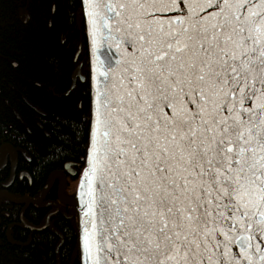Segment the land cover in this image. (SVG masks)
Segmentation results:
<instances>
[{
  "label": "snow or ice",
  "instance_id": "obj_1",
  "mask_svg": "<svg viewBox=\"0 0 264 264\" xmlns=\"http://www.w3.org/2000/svg\"><path fill=\"white\" fill-rule=\"evenodd\" d=\"M81 7V264H264V0Z\"/></svg>",
  "mask_w": 264,
  "mask_h": 264
},
{
  "label": "trees",
  "instance_id": "obj_2",
  "mask_svg": "<svg viewBox=\"0 0 264 264\" xmlns=\"http://www.w3.org/2000/svg\"><path fill=\"white\" fill-rule=\"evenodd\" d=\"M85 26L81 0H0V146L17 151L16 175L5 187L10 196L0 197V264H81L82 208L60 203L57 183L37 200L67 162L79 173L86 165ZM8 175L0 172V191ZM20 197L29 198L13 200ZM48 214L43 229L24 225L41 226Z\"/></svg>",
  "mask_w": 264,
  "mask_h": 264
},
{
  "label": "flooded vegetation",
  "instance_id": "obj_3",
  "mask_svg": "<svg viewBox=\"0 0 264 264\" xmlns=\"http://www.w3.org/2000/svg\"><path fill=\"white\" fill-rule=\"evenodd\" d=\"M3 145H8V146H10V147H12L11 145H9L8 143H3L1 146H0V148L3 146ZM14 150H15V148L14 147H12ZM15 152H16V156H17V151L15 150ZM0 157H1V155H0ZM6 160H5V164H4V166L0 169V172H2V171H4V172H6V170H8L9 171V175H8V178L6 179V181L3 183V189L0 191V197H2V195H7L8 197L10 196V194L6 191V189H5V187H9L10 186V184L13 182V180H14V177H15V175H16V164H15V170H14V176H13V178H12V180L11 181H9V178H10V175H11V152L9 151V150H7L6 151ZM17 160V159H16ZM67 163H69V162H67ZM70 164V163H69ZM65 166V165H64ZM70 167H71V165H70ZM72 168V167H71ZM75 169V168H74ZM60 170H64V168L63 169H60ZM60 170H58V171H60ZM76 170V169H75ZM58 171H55L52 175H51V177H50V180H49V182L47 183V185H46V187H44V189H43V191H42V194H41V196L38 198V200L37 201H39V202H43V200H44V197H45V193H46V191H47V189L49 188V187H51L52 185H54L55 183H57L58 184V186H59V189L61 188V186H62V183H63V180H64V182H65V186H64V188L62 189V193H61V196H62V198L65 200V201H68V200H66V194L68 195L69 194V192H68V187H69V185L71 184V181L72 180H74V179H76L78 176H79V172H77V174H78V176L76 177V178H73L72 176H70L67 172H65L64 174H65V176H64V179H63V177L60 175V174H58L57 172ZM23 173L20 171L19 173H17V177H19V178H21V177H23ZM54 176V180H53V183L50 185V186H48V184L50 183V181H51V179H52V177ZM59 189H58V192H59ZM64 193V194H63ZM57 197H58V201L60 202V203H62V204H64V205H68V206H70V205H72V204H68V203H66L65 201H63V200H60L59 199V194H57ZM29 197H20V198H17V199H13V200H15V201H17V202H20V203H23V202H25L27 199H28ZM51 213V212H50ZM49 213V214H50ZM49 214L47 215V217H46V220H47V225H48V217H49ZM46 220H45V222H44V224L43 225H41V226H31V225H28V224H25L24 223V225H26V226H30V227H33V228H31L32 230H40V229H43V228H45V227H47V225L46 226H44L45 225V223H46Z\"/></svg>",
  "mask_w": 264,
  "mask_h": 264
},
{
  "label": "water",
  "instance_id": "obj_4",
  "mask_svg": "<svg viewBox=\"0 0 264 264\" xmlns=\"http://www.w3.org/2000/svg\"><path fill=\"white\" fill-rule=\"evenodd\" d=\"M79 68H80V66L78 65V66L76 67L74 73H73V79H74V80L77 78ZM7 150H9V151L11 152L12 171H11V175H10V178H9V181H11L12 178H13V176H14L13 174H14V166H15V161H16V152H15V150H14L12 147H10V146H8V145H3V146L0 148V155H1V157H0V169H1V168L4 166V164H5V160H6L5 157H6V151H7ZM65 172H67V173H68L70 176H72L73 178H76V177L78 176L76 170H75L74 168H71L69 163H66V164H65V166H64V170H60V171H58L57 173L60 174V175L63 177V179H64V176H65L64 173H65ZM53 180H54V176L52 177V179H51L50 183L48 184V186H50V185L53 183ZM64 186H65V182H64V180H63L62 186H61V188L59 189V192H58V194H59V199H60V200H63V201H65V200L62 198L61 193H62V189L64 188ZM65 202L68 203V204L76 205V206H79V207L82 208V205H81L80 199H79L78 201H76V202H74V201H65ZM46 225H47V220H46V223H45L44 226H46ZM29 227H30V226H29ZM30 228H33V227H30ZM234 251H235V248H234Z\"/></svg>",
  "mask_w": 264,
  "mask_h": 264
},
{
  "label": "rangeland",
  "instance_id": "obj_5",
  "mask_svg": "<svg viewBox=\"0 0 264 264\" xmlns=\"http://www.w3.org/2000/svg\"><path fill=\"white\" fill-rule=\"evenodd\" d=\"M82 173H83V171L79 174V176L76 179L71 181V184L68 187L69 194L65 195L66 200L76 202L80 199V197H79V181L81 179Z\"/></svg>",
  "mask_w": 264,
  "mask_h": 264
},
{
  "label": "bare ground",
  "instance_id": "obj_6",
  "mask_svg": "<svg viewBox=\"0 0 264 264\" xmlns=\"http://www.w3.org/2000/svg\"><path fill=\"white\" fill-rule=\"evenodd\" d=\"M16 159H17V156H16ZM15 164H16V161H15ZM14 170H15V166H14ZM11 171H12V163H11Z\"/></svg>",
  "mask_w": 264,
  "mask_h": 264
}]
</instances>
